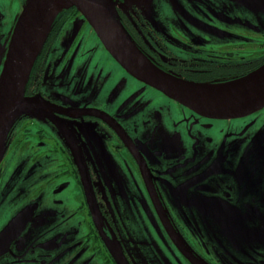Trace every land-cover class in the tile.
<instances>
[{"label":"flooded vegetation","instance_id":"obj_1","mask_svg":"<svg viewBox=\"0 0 264 264\" xmlns=\"http://www.w3.org/2000/svg\"><path fill=\"white\" fill-rule=\"evenodd\" d=\"M105 1L137 50L185 82L227 83L264 65V0H154L148 9ZM236 3L233 17L228 10ZM21 5L22 0H0V75ZM133 83L141 87L132 89ZM128 88L132 91L122 97ZM25 96L39 97L50 108L39 113V128L24 117L8 135L0 163V219L4 210L12 215L8 226L17 219L25 224L2 250L0 264H49L54 250L71 255L67 264H153L149 251L141 249L144 226V233L132 230L134 239L130 235L125 245L113 219V213L126 211V200L143 198L147 205L140 213L155 222L156 243L170 264H216L206 262L201 247L188 238L168 197L194 221L186 207L201 191H212L218 202H264V161L261 177L252 169L253 157H264V142L255 145L252 135L258 119L264 124V108L233 120L197 115L131 77L75 8L55 20ZM154 96L165 97L163 103L153 104ZM35 147L43 152L33 159L27 154ZM24 159L31 168L19 176ZM233 174L241 175L240 184L229 183ZM11 197L18 199L11 204ZM70 205L71 229L68 217L59 214ZM225 211L229 218L220 226L236 232L238 221L230 220L237 211Z\"/></svg>","mask_w":264,"mask_h":264},{"label":"water","instance_id":"obj_2","mask_svg":"<svg viewBox=\"0 0 264 264\" xmlns=\"http://www.w3.org/2000/svg\"><path fill=\"white\" fill-rule=\"evenodd\" d=\"M72 8L86 17L107 51L131 77L197 115L212 120H233L247 117L264 108V65L244 78L227 83H188L159 70L137 50L117 26L109 2L30 0L17 20L0 75V163L5 156L8 135L17 121L50 108L39 97L27 98L26 87L55 20L61 13ZM259 72L246 88L234 94H210L191 87L219 90ZM24 224V220L17 219L0 235V254Z\"/></svg>","mask_w":264,"mask_h":264},{"label":"rangeland","instance_id":"obj_3","mask_svg":"<svg viewBox=\"0 0 264 264\" xmlns=\"http://www.w3.org/2000/svg\"><path fill=\"white\" fill-rule=\"evenodd\" d=\"M29 1L30 0H22V5L21 7L20 6L18 7L17 10L18 12L16 13L13 19V24L14 23L16 24L18 17L20 16L24 7ZM153 1L154 0H126V3L135 4L139 7L148 9L154 6ZM237 8H238V3H236L234 8L228 10L231 16L235 17L233 13L234 11L237 10ZM131 85L133 87L132 89H136V88L139 89L141 87L136 83H133ZM131 91L132 90H130L129 88L124 90L122 97H126L127 94ZM147 91L148 93L156 94L155 92H151L153 90L148 89ZM154 98L156 100L153 99V104L154 103L161 104L163 103L162 100L165 97H163L162 100L159 99L157 96H154ZM148 99L149 98H147V100ZM40 117L41 116L36 113L29 118L31 121L34 122L37 128H39ZM252 135H253L254 144L261 146V143L264 142V124L260 123V119H258V121L256 122L255 131H253ZM33 136H35V134H33ZM28 151L29 153L27 155L29 156V154H31L33 156V159L38 158L37 156H40L43 152V151H39L38 147H35L34 150L29 148ZM22 158H24V156ZM263 161H264V157H260V156L253 157L252 169L253 170L254 168L256 169V173L258 174L259 177H261L263 172L260 166L261 162ZM20 167L24 171L21 172L19 176H23L27 174V170L31 168V164L30 166H27L26 159H24L20 163ZM37 168H38V164L35 166L34 170ZM205 173H207V169L205 172L201 173L200 175H203ZM253 174H255V171ZM233 175L234 177L229 175V183L232 186L240 184L239 176L241 175L239 174H233ZM209 177L210 175L207 178ZM260 182H261L260 180L250 181V183L252 184H258ZM37 184L39 185V178L36 180V183L34 185ZM196 186L197 185L195 186L193 185L192 188ZM192 188L189 187L188 189L191 190ZM12 189L13 188H11V190ZM201 192L203 193H198V196L197 197L195 196L197 202L190 207H186L189 212V216L191 218L193 214L196 215V221L188 218L186 219L184 216V214L186 215V211L184 210V208L174 204L170 197H168V200L170 202L171 208L173 209V213L176 216V218L179 220V222L181 221V219L184 220V225H185L184 230L188 238L195 245L201 247V250L206 257V259L204 260L206 262L211 260L213 263L216 264H264V202L239 203L238 201L237 202L235 201L230 203L228 201H225L226 203H224V202H218L216 198L212 197L211 196L213 194L212 191L210 192L201 191ZM113 193H117V192H113ZM207 194L210 195L208 196ZM5 196L6 194L1 199L3 203L5 199H7V197ZM28 196L31 197L30 193ZM183 196L184 195L181 194L179 198H185L187 195L185 197ZM176 198L177 197H175V199ZM16 199L18 198L11 197L7 201L8 203L10 202L11 204H13L16 201ZM43 199L45 204L49 202L47 196H44ZM136 201L137 202H135V200L132 201L126 200L124 202L126 205V211L125 209H122V211L119 212V217L115 213H113V219L115 224L117 225L123 243L125 245L131 243V239L129 238L132 230L133 231L140 230L143 233L145 231L146 233H144L143 240H145L146 243L141 245V249L145 250V252L149 251L150 261L153 262V264H170V261L167 259L164 253L158 248L157 245L158 233L154 230L153 227L155 222L152 223V221L148 217H145L140 213V208H144L145 205H147L146 200L143 198V199H137ZM229 207L234 208L237 211L235 218L230 220L235 223L238 221L235 226L236 232L227 230L222 226H220V222L222 220H224L225 218L227 219L229 218L227 217L225 211ZM72 209L73 206L70 205L59 213V214L64 213L65 216L68 217L69 221L66 227H68L69 229H71L72 223L74 222V216L71 213ZM54 210L55 208L52 207L53 212ZM1 214L2 217L0 219V223L4 224L3 222L6 221L7 222L5 225H2L0 227V235L6 229H8L11 226V224L14 223L13 220L12 223L8 226V222L12 219V215L9 212L3 210ZM17 215H21V212H19V214H15V216ZM126 218H128L130 222L129 225ZM149 224H151L152 226L151 230L149 229ZM47 226L50 225L47 224ZM141 226H144V231L142 230ZM217 228H219V230H222L224 232L219 234L218 231H215ZM125 231H127V233ZM28 233L31 234L32 237L38 234V232H28ZM131 236L132 238L134 237V235ZM67 244H69V242H67ZM114 245L116 246L115 242ZM87 257H89V255H87ZM70 258L71 255L62 254L61 252L54 250L50 252L49 264H67L68 263L67 261H69ZM5 260L7 259L1 261H5ZM9 260H12V258H10Z\"/></svg>","mask_w":264,"mask_h":264},{"label":"bare ground","instance_id":"obj_4","mask_svg":"<svg viewBox=\"0 0 264 264\" xmlns=\"http://www.w3.org/2000/svg\"><path fill=\"white\" fill-rule=\"evenodd\" d=\"M259 74H260V72L252 75L249 78L243 79L237 83L231 84V85L226 86V87L219 89V90H211V89H207V88L194 87V86H191V87H193L196 90H199L201 92L210 93V94H215V93H217V94H234V93L239 92V91L243 90L244 88H246Z\"/></svg>","mask_w":264,"mask_h":264},{"label":"trees","instance_id":"obj_5","mask_svg":"<svg viewBox=\"0 0 264 264\" xmlns=\"http://www.w3.org/2000/svg\"><path fill=\"white\" fill-rule=\"evenodd\" d=\"M36 62V61H35ZM35 65V64H34ZM34 67V66H33ZM30 79V78H29ZM29 82V81H28ZM27 88V87H26ZM25 95H26V92H25Z\"/></svg>","mask_w":264,"mask_h":264}]
</instances>
